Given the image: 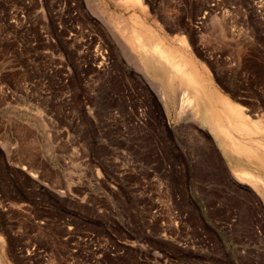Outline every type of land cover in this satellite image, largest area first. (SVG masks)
I'll use <instances>...</instances> for the list:
<instances>
[{"label":"rangeland","instance_id":"374dc122","mask_svg":"<svg viewBox=\"0 0 264 264\" xmlns=\"http://www.w3.org/2000/svg\"><path fill=\"white\" fill-rule=\"evenodd\" d=\"M134 1L0 0V264H264V185L231 172L264 177V131L236 153L178 114L191 78L164 102L159 57L112 32L185 53L264 130V0Z\"/></svg>","mask_w":264,"mask_h":264},{"label":"bare ground","instance_id":"6f19581e","mask_svg":"<svg viewBox=\"0 0 264 264\" xmlns=\"http://www.w3.org/2000/svg\"><path fill=\"white\" fill-rule=\"evenodd\" d=\"M128 1H132V0H128ZM114 21L115 20L111 22H114ZM141 22L139 23L141 24ZM120 24H118L119 25L118 28L121 27ZM131 24H135V23H131ZM137 25L135 24V27ZM130 26L129 27L132 28V25ZM135 27H133L131 30L128 28V26L127 28L124 27L122 29L124 30L123 36H122V32L118 28H116V26L112 28V32L114 33V36L116 38H120L122 39V41H124V43H120L124 49H126L127 47H130L131 49H133L132 51L137 52V53L141 50H147L151 53L150 55L157 56L159 57L161 61H163V62L159 61L160 63L159 66L162 67L161 69L167 68L168 74L166 78H167L168 83L166 82V84L169 86L170 90L169 92L167 91L166 85H164V83L157 84L156 87L158 89L161 99L164 102H166L167 94L170 96L176 95L175 94L176 93L175 74L178 75V77L181 76V78L183 76L187 78H191L189 80L191 83L186 84L182 82L183 85L181 87L179 86L180 87V91H179L180 111L178 109L179 111L178 114L181 117H183L185 114L190 113L192 116H194V119H196L197 122H199L202 127L207 128L209 126V132L211 134H214L216 136H218L219 134H222L223 137H225V139L229 142L228 145H231V149L234 150L236 153L238 152L239 154V152H242V153H245L246 155H252V156H255V158L256 157L258 158L259 157L258 153L260 152L259 148H261L260 146L262 147L264 146L262 145L264 144L262 142L263 140L259 138L260 136L259 137L256 136V138H259L258 140L259 141L261 140L260 142H262V144L259 143L258 140L254 137L256 133L260 131H264L261 126L260 121L251 119V116L245 113L241 105L236 104L227 95H224L223 93H221L219 89H216L214 87V85L213 86L209 85L210 86L209 87L207 83H204V81H202L203 77L200 78V75L197 73L198 71L196 72L195 68L193 67L191 69L190 65L192 63L191 62L192 59L191 58L190 60L187 59L186 58L187 56L185 53H182V54H185V57H184V55H182L180 51H178L176 48H172L173 46L170 47L167 42H164L159 38L155 39L152 45H150L149 43H147L148 40L145 41V38L147 39V37H145L146 36L145 34L147 33H145V31L140 28L134 29ZM132 57L135 58L136 60L135 55H133ZM142 70L144 74L150 80H152L151 77L148 76V74L146 73V71H144L143 68ZM199 120H201V122ZM221 143L224 145L223 142ZM258 144H261V145L259 146L258 148L259 152L257 153L256 147L258 146ZM261 151L264 152L263 149ZM242 153L240 154V156L242 155ZM228 155H229V152H228ZM229 157L231 156L229 155ZM261 159H264V158H261ZM261 159H258V160L260 161ZM231 172H233V174L237 178H239V181L241 183L252 182L257 185L258 182L260 183L262 182L264 185V177L261 176V174H255L253 170L247 169L246 167H243L240 164H236V165L231 164Z\"/></svg>","mask_w":264,"mask_h":264}]
</instances>
